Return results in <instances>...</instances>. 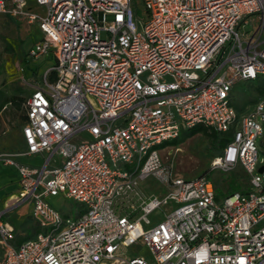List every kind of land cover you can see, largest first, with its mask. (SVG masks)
I'll return each instance as SVG.
<instances>
[{
	"label": "built area",
	"instance_id": "built-area-1",
	"mask_svg": "<svg viewBox=\"0 0 264 264\" xmlns=\"http://www.w3.org/2000/svg\"><path fill=\"white\" fill-rule=\"evenodd\" d=\"M34 1L43 16L0 0L38 25L27 58L53 60L23 104L24 149L0 152L19 176L10 207L28 204L38 232L14 244L0 213V264H264V97L242 114L231 98L264 79V0ZM196 126L232 131L211 168H240L246 191L217 200L208 177L170 174L159 145ZM148 178L161 197L143 195ZM57 197L82 206L75 220ZM136 244L151 261L122 251Z\"/></svg>",
	"mask_w": 264,
	"mask_h": 264
},
{
	"label": "rangeland",
	"instance_id": "rangeland-1",
	"mask_svg": "<svg viewBox=\"0 0 264 264\" xmlns=\"http://www.w3.org/2000/svg\"><path fill=\"white\" fill-rule=\"evenodd\" d=\"M133 9L136 12V5L139 0H132ZM43 8H33V14H40ZM142 14V10L139 11ZM245 27L254 28L252 21ZM241 33L242 29H237ZM36 28L22 27L17 32L13 23L6 16L0 17V103L6 98L18 97L27 99L30 96L32 87L42 82L44 71L52 66L53 60L48 59H28L26 54L28 46L37 37ZM27 58V59H26ZM233 106L238 114L248 112L254 103L260 99L256 93L255 83H238L231 94ZM25 115L24 108L17 109L13 105H7L0 112V152H17L23 148L21 129L23 127L22 117ZM258 149L257 169L264 167V146L260 140L256 141ZM160 158L168 168L170 174L183 180H192L201 174L208 172L212 182L223 191H235L234 183L247 185L244 180V173L240 170L228 172L211 168L213 161V149L210 140L198 133L185 139L177 148L167 147L160 151ZM21 163L31 166L42 165L43 160L40 155L23 158ZM122 171H127V166L121 165ZM10 174V171H7ZM12 175V174H10ZM237 179V180H236ZM139 189L148 198L151 196L161 197L164 194L163 188L148 178L140 183ZM9 201L0 203V213H3L2 221H7L14 228L13 243L32 237L37 232V224L30 215L28 204L11 206ZM49 205L56 210L64 219L75 220L82 206L60 197L48 199ZM159 217L150 216L151 223H156ZM124 254L140 255L146 261H151V257L144 246L136 244L127 249H122ZM2 257V247H0V258Z\"/></svg>",
	"mask_w": 264,
	"mask_h": 264
},
{
	"label": "trees",
	"instance_id": "trees-1",
	"mask_svg": "<svg viewBox=\"0 0 264 264\" xmlns=\"http://www.w3.org/2000/svg\"><path fill=\"white\" fill-rule=\"evenodd\" d=\"M255 83L256 85V93L260 95V97H264V79H258L255 82H248V84H252ZM25 103V99H20L18 97H11V98H5L1 103H0V112L2 111V109L4 107H6L7 105H13L14 107H16L17 109L21 108V106H23V104ZM26 120V116L24 115L22 117V123L24 125ZM202 134L203 136L207 137L210 140L211 143V148L213 149V158L218 156L220 154V152L222 151V149L230 142L231 137H232V131L226 132V133H219L215 130L209 129V128H204L202 126H196L193 129H191L190 131L181 134L178 138L173 139V140H169L166 142H163L161 145H159V149H164L167 147H175L177 148V146L182 143L185 139L190 138L192 136H194L195 134ZM237 170L242 171L240 168H237ZM243 172V171H242ZM244 173V172H243ZM202 176H206L211 180V176L208 172L199 175L198 177H202ZM237 180V179H236ZM245 183L247 182L245 175H244V180ZM238 181H236L234 183V186L237 188V190L235 191H223L222 189H220L217 185H215L213 182V186L215 189V194H216V199H222L232 193L235 192H244L247 190V185H242V184H238Z\"/></svg>",
	"mask_w": 264,
	"mask_h": 264
},
{
	"label": "crops",
	"instance_id": "crops-1",
	"mask_svg": "<svg viewBox=\"0 0 264 264\" xmlns=\"http://www.w3.org/2000/svg\"><path fill=\"white\" fill-rule=\"evenodd\" d=\"M25 2H26V8L28 9V11L29 12H31V13H34L33 12V8H37V9H39V7L38 6H36V4H35V1L34 0H25ZM42 13H44V9L42 10V12L40 13L41 15H42ZM0 17H2L1 15H0ZM7 18H9V17H7ZM10 20H11V22L13 23V25H14V27H15V29H16V31L18 32L19 31V29L20 28H22V27H26V28H33L34 27V30H35V28H36V32H37V37H35L34 39H33V41H31V43L29 44V46H28V50L32 47V45L35 43V42H37V41H39L41 38H42V34H41V32L39 31V29H38V25H37V23L36 22H34V23H31V24H29L28 22H26L24 19H22V18H9ZM26 56H27V54H26ZM51 59V57L50 56H46V57H42V59H44V61H46V60H48V59ZM27 59V58H26ZM40 59V58H39ZM51 67V66H50ZM49 67V68H50ZM49 68H47V69H49ZM46 69V70H47ZM45 70V71H46ZM44 71V72H45ZM44 74V73H43ZM43 76V75H42ZM41 84V83H40ZM40 84H37L36 86H33L32 87V89L34 88V87H38V86H40ZM32 92V91H31ZM31 94V93H30ZM26 101V100H25ZM21 137H22V135H21ZM22 143H23V139H22ZM24 149V144H23V148H22V150ZM21 150V151H22ZM1 152H3V151H1ZM17 152H19V151H17ZM23 158H21L20 159V161L22 160ZM7 171H10V174H12V175H10V174H7V173H9V172H7ZM18 181H19V176H18V174H17V172L13 169V168H11V167H8V166H5V165H3V164H1L0 163V203H3V202H6L5 200H7V201H9L8 199L10 198V200L14 197V196H16L17 195V193H18V191H19V183H18ZM30 207V206H29ZM5 222H7V221H5ZM8 223V222H7ZM37 232H38V228H37ZM36 234V233H35ZM34 234V235H35ZM34 235L32 236V237H30V238H28V239H31V238H33L34 237ZM25 240H27V239H25ZM22 241H24V240H22ZM21 242V241H20ZM17 244V243H16Z\"/></svg>",
	"mask_w": 264,
	"mask_h": 264
},
{
	"label": "water",
	"instance_id": "water-1",
	"mask_svg": "<svg viewBox=\"0 0 264 264\" xmlns=\"http://www.w3.org/2000/svg\"><path fill=\"white\" fill-rule=\"evenodd\" d=\"M264 172V167L259 168V173Z\"/></svg>",
	"mask_w": 264,
	"mask_h": 264
},
{
	"label": "bare ground",
	"instance_id": "bare-ground-1",
	"mask_svg": "<svg viewBox=\"0 0 264 264\" xmlns=\"http://www.w3.org/2000/svg\"><path fill=\"white\" fill-rule=\"evenodd\" d=\"M8 227H11V226L8 224Z\"/></svg>",
	"mask_w": 264,
	"mask_h": 264
}]
</instances>
